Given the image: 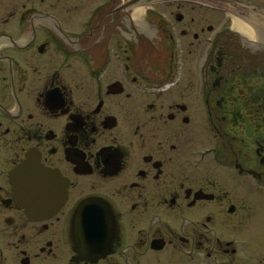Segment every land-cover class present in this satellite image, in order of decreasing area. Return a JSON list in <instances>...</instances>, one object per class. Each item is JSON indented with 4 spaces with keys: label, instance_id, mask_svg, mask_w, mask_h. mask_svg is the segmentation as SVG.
Instances as JSON below:
<instances>
[{
    "label": "flooded vegetation",
    "instance_id": "obj_1",
    "mask_svg": "<svg viewBox=\"0 0 264 264\" xmlns=\"http://www.w3.org/2000/svg\"><path fill=\"white\" fill-rule=\"evenodd\" d=\"M0 264H264V9L0 0Z\"/></svg>",
    "mask_w": 264,
    "mask_h": 264
},
{
    "label": "water",
    "instance_id": "obj_2",
    "mask_svg": "<svg viewBox=\"0 0 264 264\" xmlns=\"http://www.w3.org/2000/svg\"><path fill=\"white\" fill-rule=\"evenodd\" d=\"M234 4H251L264 9V0H227ZM12 184L20 194L21 204L28 212L38 206V210L47 211L56 207L53 192L59 190L61 180L59 177L40 165L29 160L20 170L12 176ZM35 195L32 198V194ZM37 196V200H35ZM36 203V205H35Z\"/></svg>",
    "mask_w": 264,
    "mask_h": 264
},
{
    "label": "snow or ice",
    "instance_id": "obj_3",
    "mask_svg": "<svg viewBox=\"0 0 264 264\" xmlns=\"http://www.w3.org/2000/svg\"><path fill=\"white\" fill-rule=\"evenodd\" d=\"M84 212H85V216H84L83 222H82V224H81V229H82L83 231H86V229H87V224H88V215H89L90 210H89L88 208H85V209H84Z\"/></svg>",
    "mask_w": 264,
    "mask_h": 264
},
{
    "label": "bare ground",
    "instance_id": "obj_4",
    "mask_svg": "<svg viewBox=\"0 0 264 264\" xmlns=\"http://www.w3.org/2000/svg\"><path fill=\"white\" fill-rule=\"evenodd\" d=\"M234 22L237 25V27L241 28V26H242L247 31V33H249V35H251V31H249V28L247 25L241 24V22L237 18H234Z\"/></svg>",
    "mask_w": 264,
    "mask_h": 264
}]
</instances>
